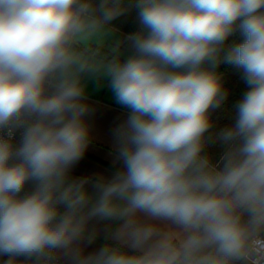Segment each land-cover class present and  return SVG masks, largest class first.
Here are the masks:
<instances>
[{
  "label": "clouds",
  "instance_id": "clouds-1",
  "mask_svg": "<svg viewBox=\"0 0 264 264\" xmlns=\"http://www.w3.org/2000/svg\"><path fill=\"white\" fill-rule=\"evenodd\" d=\"M133 9L130 54L99 57ZM222 62L248 90L213 131ZM97 76L128 115L90 193L70 175ZM92 220L112 243L86 253ZM0 264H264V0H0Z\"/></svg>",
  "mask_w": 264,
  "mask_h": 264
},
{
  "label": "crops",
  "instance_id": "crops-1",
  "mask_svg": "<svg viewBox=\"0 0 264 264\" xmlns=\"http://www.w3.org/2000/svg\"><path fill=\"white\" fill-rule=\"evenodd\" d=\"M92 46L103 48L109 53L115 49L121 53V59L130 54L126 35L112 27L110 34L101 38V43ZM219 75L228 96L222 106L211 113V119L214 122L213 131H219L234 123L235 105L248 90V86L241 78L240 71L234 66ZM83 83L86 102L91 108L90 114L85 117L90 127V137L84 155L71 169L70 179L88 181L85 187L91 193L97 181L111 178L116 171L122 169L114 131L126 120L128 109L116 101L109 78L102 76L86 77ZM207 151L211 153L213 161L220 166L223 153L222 145L213 144ZM26 187L31 190L32 185L29 184ZM158 223H160L161 228L170 227L166 226L165 223ZM112 228L111 222L90 221L87 231L94 236V239L91 243L85 242V252L90 253L98 250L100 248L99 241L112 242L109 238Z\"/></svg>",
  "mask_w": 264,
  "mask_h": 264
},
{
  "label": "trees",
  "instance_id": "trees-1",
  "mask_svg": "<svg viewBox=\"0 0 264 264\" xmlns=\"http://www.w3.org/2000/svg\"><path fill=\"white\" fill-rule=\"evenodd\" d=\"M112 28L124 33L126 35V38L128 35L132 34L135 31H138L139 24L136 18V11L133 9L130 12L126 13L125 15L117 18L115 21L112 22L111 25ZM236 42L240 41V37L237 35L235 38ZM92 50L97 53L99 57H104L106 55H109L110 53L104 50L103 48L92 46ZM232 65L227 63H220L217 65L213 70L216 71L218 74H221L223 72H226ZM26 187V191H28ZM112 242H102L99 241L100 247L110 244Z\"/></svg>",
  "mask_w": 264,
  "mask_h": 264
}]
</instances>
